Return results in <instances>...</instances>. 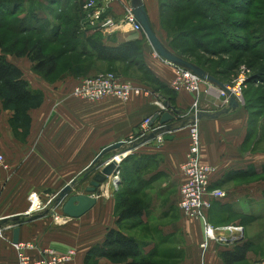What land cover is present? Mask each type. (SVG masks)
Here are the masks:
<instances>
[{
	"label": "crops",
	"instance_id": "0c3cea01",
	"mask_svg": "<svg viewBox=\"0 0 264 264\" xmlns=\"http://www.w3.org/2000/svg\"><path fill=\"white\" fill-rule=\"evenodd\" d=\"M96 1L105 8L104 17L119 25L112 33L91 29L85 13L81 26L88 29V38L108 48L140 44L143 65L152 80L145 84L133 79L146 92L128 102L113 98L89 102L73 96L80 75L69 71L47 78L34 71L28 58L7 56L22 71L38 100L19 112L5 106L0 98V154L6 165L0 164V218L43 213L50 207L48 190L59 192L74 179H80L104 148L117 142L140 141L145 136L142 124L161 113L164 103L180 112L176 121L192 119L195 111L215 114L222 110V98L215 86L211 94L202 92L197 108L194 95L172 88L174 66L155 54L143 32H135L122 23L125 7L131 6L132 0ZM142 2L155 32L167 46L160 31V0ZM95 74L97 71L91 69L86 75ZM191 119L184 129L159 136L130 152L120 166V184L108 179L96 207L83 218L67 220L56 210L23 224L20 242L33 244L35 251L31 254L35 257L47 250L63 254L73 251L75 257L70 264H117L101 257L99 250L110 230H120L115 214L117 194L122 191L123 177L138 176V167L142 182L133 181L130 188L147 209L132 233V224L122 233L136 242L144 258L157 264H227L223 258L226 252L250 243L245 260L235 264H264V229L259 230L264 224V212L257 210V206H264V152L256 151L245 99L234 112L198 120L202 162L215 168L209 190L227 192L225 199L214 200L206 212L211 223L206 225L215 230L214 239L206 236L204 222L185 216L178 207ZM158 126L156 123L154 128ZM151 132L152 129L146 135ZM163 136L174 139L164 141ZM90 181L91 178L85 181L84 188ZM39 206L44 210L38 211ZM233 216L238 221L232 222ZM6 226L0 230V264H18L14 223L10 221ZM230 227H241V232ZM242 236L244 239L237 242Z\"/></svg>",
	"mask_w": 264,
	"mask_h": 264
},
{
	"label": "trees",
	"instance_id": "16d2710c",
	"mask_svg": "<svg viewBox=\"0 0 264 264\" xmlns=\"http://www.w3.org/2000/svg\"><path fill=\"white\" fill-rule=\"evenodd\" d=\"M17 0H7V4H14ZM39 1V2H37ZM42 1V2H41ZM244 4H239L243 3ZM259 0H179L180 3H174V0H160L161 16L166 12L180 13L184 11H191L192 16H200L203 19L208 20V25L200 26L201 31H215L220 33V36H224L222 31L219 30L220 25H231L242 31L251 32L256 35H261V43L264 44V8L258 6ZM6 0H0V6L4 5ZM228 3L232 9L228 12V15L237 16L238 20H229L224 15L221 6H225ZM219 4V5H218ZM85 3L79 0H36L32 1L30 14L19 21V27L15 28L10 22L15 12H12L8 8L1 7L3 10L0 18L4 20L0 22V29H6L9 32L15 34H30L32 37L28 38L21 44V49H17L20 42L16 40L6 47L4 40L0 39V98L5 102V106L15 107L17 111H22L26 108V104L31 101L38 100L36 96L29 89V84L24 80L22 71L14 64L8 61L7 56H15L17 58H28L34 65V71L44 77H50L58 74L59 64L68 54L78 55L79 61L82 59L87 61L79 62L76 68H70L72 72L83 75L91 70V67L84 65L89 64L91 61L96 63H106L114 65L116 63L127 64L138 68V71L143 72L144 77L140 78V82L147 84L151 82L152 77L148 74L141 58L142 46L135 43L133 45L121 46L118 48H108L98 45L88 38L87 31L81 26V22L85 17V11L83 9ZM27 11L26 8H23ZM44 12V17L38 16L39 12ZM87 14V13H86ZM162 16V24L165 25V17ZM234 21V22H233ZM233 23V24H232ZM256 26V28H254ZM65 28V31L62 29ZM239 29V30H240ZM253 29V30H252ZM197 30L196 32H199ZM63 31V32H62ZM252 34V35H253ZM185 36L188 37L187 41L198 43V48L203 47L200 43L201 39L193 34L191 31H185ZM38 38V39H37ZM49 43L53 45H59L62 47L60 51L47 52L43 43ZM206 49L205 47H203ZM179 57L193 63L194 65L202 68L205 72L215 77L222 83L226 82L217 74L214 73L208 66L198 61H194L191 58L176 53ZM201 50V49H200ZM230 52H243L236 61H246L247 65L254 71V78L259 79L261 75H264V46L259 50V46L251 44L250 38H244L240 44L231 47ZM87 66V65H86ZM67 69V70H70ZM125 79V78H124ZM136 83L132 78H128ZM264 81V80H263ZM137 84V83H136ZM228 84V83H227ZM245 97V109L250 114V121L252 119H260L262 114L260 110L264 111V104L258 106L253 104L246 95ZM260 100V99H259ZM261 101V100H260ZM264 103V98H262ZM261 101V102H262ZM258 107V108H257ZM259 111V112H257ZM254 120V121H255ZM258 120L255 122L256 129L259 128ZM261 131L264 132V123L261 125ZM259 134V132H258ZM263 135V134H262ZM262 140V139H261ZM257 145V143H256ZM136 164L133 165V168ZM135 177H123L121 183L122 191L117 194L118 202L115 210L117 216V226L120 230H110L105 243L99 250L100 256L107 258L117 264H157L149 258H144L136 242L124 235L122 231L127 227L126 223H140L139 218L147 209V205L136 197V193L130 188V185L134 182H142L138 167L135 168ZM120 184V183H119ZM124 225H126L124 227ZM251 249L250 243H242L238 245L231 252H226L223 255L224 261L227 264H235L245 260L248 252Z\"/></svg>",
	"mask_w": 264,
	"mask_h": 264
},
{
	"label": "built area",
	"instance_id": "2783aa9c",
	"mask_svg": "<svg viewBox=\"0 0 264 264\" xmlns=\"http://www.w3.org/2000/svg\"><path fill=\"white\" fill-rule=\"evenodd\" d=\"M111 2L112 0H106ZM87 13L89 27L104 33H112L118 28V22L105 18L103 6H99L96 0H89L83 7ZM127 26H130L135 32H143L141 25L137 22L130 5L125 7V13L122 20ZM175 77L172 82V88L176 92L186 91L196 98L194 107L197 108L199 98L204 92L206 95L211 94L215 89L214 85L202 81L192 72L175 67ZM242 85L230 86L229 89L235 94L237 99L243 103ZM205 87V89H204ZM204 90V91H203ZM219 90V89H218ZM141 87L135 82L120 78L112 74H99L96 76L83 77L79 79L78 85L73 90V96L77 99L89 102H99L107 98L118 99L128 102L132 97H138L145 94ZM218 95L222 98V108H226L229 104V97L222 91H218ZM198 112L195 111L194 117L189 124L190 144L186 156V160L182 166L183 182L180 185V199L178 207L182 213L195 220L205 223V234L208 238L214 239L215 230L206 225V212L211 209L214 200H222L227 197V192L223 190L210 191V184L215 168L202 162L201 158V136L199 129V121L196 119ZM151 120H146L142 126L143 135L150 130L149 124ZM0 164L6 167L4 158L0 154ZM50 202L48 203V206ZM42 210L41 206L36 208ZM4 220L0 218V222ZM8 227V226H6ZM4 228V227H3ZM3 228H0L2 230ZM12 228V226H10ZM230 230L241 232L239 227H230ZM17 251L18 264H70L75 257V252L59 253L55 250H47L44 255L35 257L31 254L35 251L33 244L19 243L14 245ZM206 246V245H205ZM204 246V247H205Z\"/></svg>",
	"mask_w": 264,
	"mask_h": 264
},
{
	"label": "rangeland",
	"instance_id": "374dc122",
	"mask_svg": "<svg viewBox=\"0 0 264 264\" xmlns=\"http://www.w3.org/2000/svg\"><path fill=\"white\" fill-rule=\"evenodd\" d=\"M32 1L33 0H17L15 1L14 4L13 3L7 4V0H6V3L0 6V8L1 7L8 8L12 12H15L13 18L10 19V22H12V25L15 28H17L19 27V21L22 18H25L28 14H30L29 8L32 6ZM176 3H180L179 0H174V3L171 2V4H176ZM239 4H244V1L243 3L241 2ZM228 5L229 4L226 3L225 6L220 7L221 11L223 10L224 12L223 14L226 16H229L228 12L232 11L231 9L232 7L230 8ZM258 6L260 8H264V0H259ZM23 8H26L27 11H24ZM1 12L3 13L2 9H0V16L2 14ZM38 14H39L38 16L44 17V12L42 13L40 11ZM165 15H166L164 22L165 25L162 24L160 31L162 34L161 37H163L168 47L173 49L176 53L182 54L188 59L191 58L194 61H198L202 64H205V66H208L214 73H217L230 86L242 85L241 88H242L243 99H245L244 96L246 95V97L251 102H253V104L256 103L258 104V106L264 104L262 101V98H264V81H263L264 75H261L258 80L254 81L255 71L247 65V62L241 61V59L236 61V59H238L239 56L243 54V52L229 51L231 47L240 44V42L245 37L247 39L250 38L251 44H256V46H259V50H260L264 46V44L261 43V35L253 34L251 30L250 32H247V31H242L240 28L239 30L231 25L225 26L220 24H219V30L220 32L222 31V33H224L223 34L224 36H220V33H217L215 31L214 32L201 31L199 30L200 29L199 27L203 25H208L209 21L197 15L192 16L193 13L190 10L176 14L166 12ZM228 19L238 20L237 16L235 15H230ZM3 20H4L3 18H0V22ZM254 28H256V26H254ZM62 30L65 31V28H63ZM191 30L193 34L197 35L198 38L200 37L199 39H201L200 41V43L202 44L201 46L205 47L206 49H204L203 47L198 48L197 47L198 43L193 42L192 41L193 39L187 41L188 37L185 36V31H191ZM197 30H199V32H196ZM32 36L33 35L30 34H23V35L15 34L13 31L9 32L6 29H0V39L4 40L6 47H9L16 40V42H20V45H18L17 47L18 50L21 49L22 47L21 44L24 43L26 40H29L28 38ZM43 44L46 47V51L48 53L57 50L60 51V49L62 50V47H60L59 45H53L47 42ZM78 58H79L78 55L75 54H68L66 57H64L59 64L58 75L60 73H67L69 71H72L70 68H74V70L79 69L76 68L79 62L81 61L84 62L88 60V59L86 60L82 59L81 61H79ZM86 65H84V67L82 66V68L80 69L91 67V69L97 71V74H95L94 76L99 74H112L120 78H132L139 80L140 78L144 77L143 72L138 71L139 67L136 68L134 66H130L127 64L125 65V64L116 63L114 65H110L106 63H96L91 61L89 64ZM87 72L84 74L83 77H89L88 75H86ZM260 114H262V117L260 119H256V120L254 119L255 121L252 119L251 131L255 132V140H256L255 143H257V145L255 146L256 151L260 150L264 152V132L261 131V128L263 129L261 125L264 123V111L260 110ZM257 120L259 122L258 129H256L255 127V122H257ZM263 209L264 206H260V207L257 206V210L259 212L263 213L264 212ZM231 219L232 222H236L238 221L239 218L237 216H233L231 217ZM207 222L211 224L209 220ZM131 224H132L131 227V233H132L136 227V223L135 224L126 223L127 227ZM126 225H124V227ZM127 227L125 228L127 229ZM262 227H260L259 230L264 229V224L262 225Z\"/></svg>",
	"mask_w": 264,
	"mask_h": 264
},
{
	"label": "water",
	"instance_id": "95a60500",
	"mask_svg": "<svg viewBox=\"0 0 264 264\" xmlns=\"http://www.w3.org/2000/svg\"><path fill=\"white\" fill-rule=\"evenodd\" d=\"M131 7L137 22L142 27L146 39L157 56L175 67L192 72L202 81L214 85L229 97V104L226 108H223L220 112L215 114L206 112L198 113L196 116L197 120H201L205 117L215 119L222 114H229L230 112L238 110L241 106V102L226 84L211 76L202 68L179 57L160 40L152 26L142 0H132ZM161 111L162 112L157 114L149 124V128L152 129V132L143 136L140 141L130 143L117 142L104 148L80 179H74L59 192L48 190L47 194L51 198L50 207L43 213L4 219L0 222V228L5 227L10 221L13 222V244L17 245L20 243L21 226L26 222H33L44 218L54 213L56 210H60L67 220L83 218L96 207L98 197L102 195L101 189L108 179L113 178L115 184L119 185L120 166L122 162L126 161L130 152L136 150L140 145L156 140L159 136L184 129L191 119L189 118L187 120V118H183L184 120L181 119L182 121H176V117L180 115V112L169 103H164ZM156 123L159 124L158 128H154ZM162 139L164 141H172L174 138L171 136H163ZM89 178H91L89 186L84 188L83 185ZM80 190L83 191L79 192ZM243 239L242 236L237 242ZM225 241L229 242V240Z\"/></svg>",
	"mask_w": 264,
	"mask_h": 264
},
{
	"label": "bare ground",
	"instance_id": "6f19581e",
	"mask_svg": "<svg viewBox=\"0 0 264 264\" xmlns=\"http://www.w3.org/2000/svg\"><path fill=\"white\" fill-rule=\"evenodd\" d=\"M213 236H214V234H213Z\"/></svg>",
	"mask_w": 264,
	"mask_h": 264
}]
</instances>
